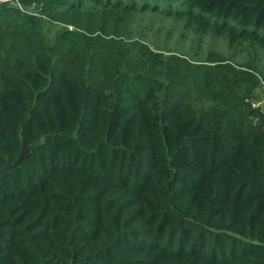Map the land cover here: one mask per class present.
Wrapping results in <instances>:
<instances>
[{
	"label": "trees",
	"instance_id": "1",
	"mask_svg": "<svg viewBox=\"0 0 264 264\" xmlns=\"http://www.w3.org/2000/svg\"><path fill=\"white\" fill-rule=\"evenodd\" d=\"M21 2L0 5V264H264V0ZM134 11L252 56L155 50Z\"/></svg>",
	"mask_w": 264,
	"mask_h": 264
},
{
	"label": "rangeland",
	"instance_id": "2",
	"mask_svg": "<svg viewBox=\"0 0 264 264\" xmlns=\"http://www.w3.org/2000/svg\"><path fill=\"white\" fill-rule=\"evenodd\" d=\"M32 3L26 7L33 8L35 3ZM132 14L128 30L129 38L143 41L155 50L177 54L192 62L204 61L209 53H217L236 66L247 62L252 56L248 41H236L231 44L227 38L216 31L200 30L187 18L164 17L152 11L140 13L134 11ZM259 53L261 58L262 54L260 51ZM255 98L264 99L263 85L256 92ZM12 169L13 166L8 165L3 172Z\"/></svg>",
	"mask_w": 264,
	"mask_h": 264
},
{
	"label": "built area",
	"instance_id": "3",
	"mask_svg": "<svg viewBox=\"0 0 264 264\" xmlns=\"http://www.w3.org/2000/svg\"><path fill=\"white\" fill-rule=\"evenodd\" d=\"M0 5H8V6L14 7L18 9L21 13H24L27 15H37V12L34 11L32 8L25 7L22 4L21 0H0ZM263 86H264V83H263ZM252 106L255 108L260 107L264 115V99L258 100L257 98H255L252 101Z\"/></svg>",
	"mask_w": 264,
	"mask_h": 264
},
{
	"label": "crops",
	"instance_id": "4",
	"mask_svg": "<svg viewBox=\"0 0 264 264\" xmlns=\"http://www.w3.org/2000/svg\"><path fill=\"white\" fill-rule=\"evenodd\" d=\"M23 1V0H22Z\"/></svg>",
	"mask_w": 264,
	"mask_h": 264
}]
</instances>
